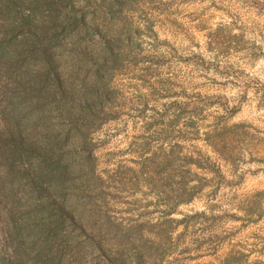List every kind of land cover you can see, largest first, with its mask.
<instances>
[{
	"label": "rangeland",
	"instance_id": "1",
	"mask_svg": "<svg viewBox=\"0 0 264 264\" xmlns=\"http://www.w3.org/2000/svg\"><path fill=\"white\" fill-rule=\"evenodd\" d=\"M74 1L106 13L91 41L111 38L116 58L107 117L86 131L85 160L101 177L87 184L98 231L79 230L76 259L264 264V195L254 197L264 190V0H120L113 16L111 0ZM237 123L223 160L205 134ZM167 152L162 166L139 167ZM195 152L202 168L187 165Z\"/></svg>",
	"mask_w": 264,
	"mask_h": 264
},
{
	"label": "trees",
	"instance_id": "2",
	"mask_svg": "<svg viewBox=\"0 0 264 264\" xmlns=\"http://www.w3.org/2000/svg\"><path fill=\"white\" fill-rule=\"evenodd\" d=\"M105 15L74 0H0V264H85L76 259L80 231H98L87 184L101 179L85 160L94 157L86 131L107 117L116 61L111 38L102 48L91 41ZM243 127L213 125L204 141L231 160ZM194 155L187 165L202 168ZM170 156H145L139 167L152 171Z\"/></svg>",
	"mask_w": 264,
	"mask_h": 264
}]
</instances>
